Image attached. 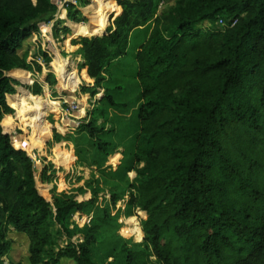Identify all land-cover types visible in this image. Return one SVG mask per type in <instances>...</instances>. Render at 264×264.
<instances>
[{"label":"trees","instance_id":"obj_1","mask_svg":"<svg viewBox=\"0 0 264 264\" xmlns=\"http://www.w3.org/2000/svg\"><path fill=\"white\" fill-rule=\"evenodd\" d=\"M76 1L60 23L80 20L77 5L84 1ZM161 1L101 0L103 8L93 3L96 13H86L93 17L90 28L73 29L81 35L71 40L81 59L73 68L80 93L93 94L128 50L140 90L133 157L142 165L130 172L129 188L98 203L96 189L81 200L56 185L40 192L37 181L49 182L54 169L44 164L37 172L24 147L29 136H19L16 146L3 129L10 106L12 125L25 121L20 102L33 109L32 100L41 98L34 95L37 82L34 94H16L14 77H30L19 50L57 7L52 0H0V264L11 246L9 228L26 237L30 264H58L61 258L73 264H264V0H178L165 26ZM61 29L69 34L67 26ZM94 31L103 32L87 37ZM35 43L32 57L52 61L46 42ZM46 81L56 83L53 74ZM112 89L104 88L74 128L101 153L108 145L102 138L109 132L107 107L119 106ZM125 195L124 207H115ZM137 209L145 216L143 239L133 242L118 233L119 218ZM74 213L90 216L81 241L71 239Z\"/></svg>","mask_w":264,"mask_h":264},{"label":"rangeland","instance_id":"obj_2","mask_svg":"<svg viewBox=\"0 0 264 264\" xmlns=\"http://www.w3.org/2000/svg\"><path fill=\"white\" fill-rule=\"evenodd\" d=\"M64 0H52L56 5L57 11L54 16H58L57 20L50 24L49 28L41 25L40 30L45 33L42 35L39 28L33 32L32 36L25 40L22 47L19 50L20 54H23L31 66V69L26 72L32 78L38 81L40 85V91L38 94L32 93L34 89L33 83H27L25 79L30 77H14L19 81V85L14 86L17 93H22V88L31 92L34 95H40L49 100L56 102L55 106H49L43 109V122L48 127V135L36 141L33 138L34 131L30 129L27 124L29 117L35 116L36 110L33 107L27 108L26 105L20 102L23 111H26L25 121L15 120L12 125L8 124L14 109H12L11 116H4L1 121L5 132L11 135V141L14 145L19 146L22 144L19 136H29V141L24 144L25 151L34 161L35 169L37 172L41 171L42 165H50L54 169L53 175L50 176V181L47 183H41L37 181V187L40 192L48 193L53 187L57 186L58 190H64L70 193H74L78 200L82 198L91 197V189L98 190L97 197L98 203L108 202L112 191H119L121 188H129V184L132 183L133 178L130 174L131 171L138 166L142 165V162L137 163L134 160V146L136 137L139 130L138 120V108L140 106V90L138 83L134 78V70L130 63L133 60L132 56L123 60L121 65L115 63L108 67L106 73V80L100 87L95 88L94 93H80L78 89V81L74 76L73 68L75 64L79 63L81 59L75 54V47L65 46V40L62 27L67 23H60L59 18L63 13ZM84 3H78L77 11H80V20L72 26L86 25L92 21L91 15L84 13L85 6L88 5V11L94 13L95 9H92L93 3L102 7L101 0H83ZM178 0H162L159 3L160 13L164 15L163 26L172 22L170 14L175 9L176 2ZM104 2V1H103ZM77 3V1H76ZM64 7V5H63ZM103 8V7H102ZM66 14V10L64 12ZM110 14V13H109ZM108 14V16H109ZM71 21H69L70 23ZM108 18L105 28L108 26ZM150 27L151 23L147 24ZM208 25V24H207ZM204 24V26H207ZM71 24L70 35L73 36V28ZM147 29V28H146ZM46 31L53 38L47 40ZM73 34V35H72ZM100 35V33H93L87 37L94 35ZM73 37H81V35H74ZM36 38L46 42V48L51 55V50L58 51L60 55L55 58V55L48 64L41 59V70L36 73L33 68V60L36 61L37 57L33 56V53L37 50L35 43ZM72 40L71 38L68 39ZM50 46L52 49H49ZM43 47L42 43L39 44V48ZM69 48V49H68ZM74 51V52H73ZM71 57L67 58L65 55ZM64 56V57H63ZM57 60V61H56ZM126 67V68H125ZM55 69V70H54ZM56 71V72H55ZM48 74H53L56 83L49 84L45 77ZM67 76V77H66ZM105 87L113 88L111 94L119 106L107 107L108 121L106 122L104 129L109 130L108 133H103L102 138L108 142L105 153H101L95 146L94 141L88 137L86 133H76V128L83 117L94 106L97 105L99 98L104 93ZM7 101V95H6ZM28 116V117H27ZM101 120L98 121L100 123ZM54 133H58L60 140L54 141ZM21 148V147H20ZM23 149V148H22ZM59 153L60 157L56 155ZM39 174V173H38ZM116 183L120 186H113ZM81 189V190H80ZM85 191V192H82ZM127 195L116 201L115 207H124V203L127 199ZM140 211L137 209L133 216L124 217L120 216L119 222L121 228L118 233L125 237L131 238L133 242H140L142 240V232L139 228L140 221L144 219ZM89 215H80L74 213L70 218V229L73 234L71 239L73 241L82 240L83 234L89 224ZM141 226V224H140ZM6 237L10 240L11 246L9 251L2 256L3 264H30L28 260L27 252V239L23 234H19L9 228ZM59 245L65 243V239L58 240ZM58 264H73L70 259L61 258Z\"/></svg>","mask_w":264,"mask_h":264},{"label":"bare ground","instance_id":"obj_3","mask_svg":"<svg viewBox=\"0 0 264 264\" xmlns=\"http://www.w3.org/2000/svg\"><path fill=\"white\" fill-rule=\"evenodd\" d=\"M32 105L35 108L36 113L35 116L27 119V124L30 129L34 131L33 138L36 141H39L48 135V129L44 126L42 111L49 106H55L56 102L42 97L38 100H32Z\"/></svg>","mask_w":264,"mask_h":264},{"label":"crops","instance_id":"obj_4","mask_svg":"<svg viewBox=\"0 0 264 264\" xmlns=\"http://www.w3.org/2000/svg\"><path fill=\"white\" fill-rule=\"evenodd\" d=\"M88 6V5H87ZM87 6H85V7H87ZM85 10V9H84ZM86 11V10H85ZM87 12H88V10H87ZM86 12V13H87ZM86 13H84V14H86ZM65 16V14H64V12L61 14V16L59 17V18H63ZM57 18H58V16H54L50 21H48L47 23H44V24H39L38 25V28H39V30H40V26L41 25H43V26H45L46 28H49V26H50V24L51 23H53L54 21H56L57 20ZM64 23V22H63ZM73 23H75V22H73ZM73 23L72 22H70L69 23V21H67V23L64 25V26H67L68 27V25L69 24H71V26L73 25ZM62 24V23H61ZM87 25L89 26V28H90V25H89V23H87ZM72 27H75V26H72ZM100 27H101V29H104L105 28V26H102L101 25V23H100ZM69 29H70V27H68ZM140 28V27H139ZM74 29V28H73ZM100 31V30H99ZM99 31H94L95 33H98ZM40 32H41V34L42 35H45V33L43 32V31H41L40 30ZM70 31H69V34H64V32H63V35H64V40H65V42L69 39V38H71V39H75L76 37H73V36H69L70 35ZM46 35H48V37L46 38L47 40H49L50 38H52L51 36H50V34L48 33V31H46ZM73 35V34H72ZM52 41H53V38H52ZM64 42V43H65ZM69 42L70 43H68L69 45H70V47H71V40H69ZM65 46L67 47V45H66V43H65ZM69 47V48H70ZM75 47V46H74ZM48 48L49 49H52L50 46H48ZM68 48V49H69ZM76 49V48H75ZM75 49H74V51H75ZM73 51V52H74ZM51 53H52V55L54 56L55 55V58H57L58 56H61L60 55V53L58 52V51H54L53 49L51 50ZM132 53H134L133 51H130V54H129V50L127 51V54H125V55H123V56H121V57H119L117 60H115L116 61V63H118V65H121V63H122V61L123 60H126L127 58H129L130 59V56H131V54ZM71 54H72V52L69 54V55H65V57H67V58H69V57H71ZM62 57V56H61ZM64 57V56H63ZM57 61V60H56ZM38 63H39V65L41 66V62L40 61H37ZM130 65H131V67L133 68V70H135V67H136V64H135V61L134 60H132L131 61V63H130ZM126 68V67H125ZM29 71V70H28ZM28 71H25V73L26 72H28ZM36 73H39L38 71H36ZM47 76V75H46ZM35 81V82H37L38 83V81L36 80V79H34V78H32V81ZM45 80H46V77H45ZM23 89V88H22ZM16 93H17V91H16ZM20 96V95H19Z\"/></svg>","mask_w":264,"mask_h":264},{"label":"built area","instance_id":"obj_5","mask_svg":"<svg viewBox=\"0 0 264 264\" xmlns=\"http://www.w3.org/2000/svg\"><path fill=\"white\" fill-rule=\"evenodd\" d=\"M70 4H76V0H64L63 1V4H61L62 8H63V11L65 12V10L68 8V6ZM64 5V7H63ZM236 22V19H233L230 21V25H233L234 23ZM225 22L222 20V19H219L218 20V25L219 26H225ZM42 57H37L36 61H41ZM43 60V59H42Z\"/></svg>","mask_w":264,"mask_h":264},{"label":"water","instance_id":"obj_6","mask_svg":"<svg viewBox=\"0 0 264 264\" xmlns=\"http://www.w3.org/2000/svg\"><path fill=\"white\" fill-rule=\"evenodd\" d=\"M102 32H103V31H101L100 34H102ZM95 35H96V34H95ZM86 36H87V35H82V37H86ZM142 239H143V237H142Z\"/></svg>","mask_w":264,"mask_h":264}]
</instances>
